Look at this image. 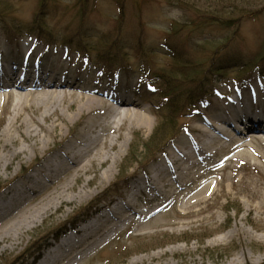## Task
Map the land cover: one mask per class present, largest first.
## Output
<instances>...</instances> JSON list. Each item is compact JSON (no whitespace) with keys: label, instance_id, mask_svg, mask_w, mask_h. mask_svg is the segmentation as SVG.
Returning a JSON list of instances; mask_svg holds the SVG:
<instances>
[{"label":"rangeland","instance_id":"rangeland-1","mask_svg":"<svg viewBox=\"0 0 264 264\" xmlns=\"http://www.w3.org/2000/svg\"><path fill=\"white\" fill-rule=\"evenodd\" d=\"M233 14L244 19L230 30L190 24L207 15ZM2 23L8 24L10 36ZM117 42L120 52L114 56L121 69L108 72L109 63L97 61L96 53ZM263 62L264 0H0V76L12 69L23 77L18 84L28 87L0 90L1 206H12L0 209V233L68 181L76 187L72 194L88 180L90 188H96L90 197H65L60 208L53 206L35 217L12 247L3 252L0 246V264H39L83 226L74 229V221L96 220L100 215L92 216L95 209L130 203L141 190L134 185L141 182L146 194L139 193L131 203L137 213L144 212L132 215L124 210L125 223L108 235L103 227L72 248L64 263L232 264L243 255L236 264H264V141L245 125L235 134L245 141L241 148L221 146L213 154V162L222 161L216 175H205L191 187L193 193L209 185L193 196L205 199L203 205L187 207L182 196L174 206L151 214L147 188V180L153 181L158 171L165 175L182 155L206 148L209 127L228 119L239 103L243 110H264ZM242 66L245 80L237 73ZM50 84L59 86L49 90L53 95L42 98L37 93L25 104L19 100L18 95L29 94L33 87ZM183 91L186 97L192 91L193 99L188 101ZM87 98H94L93 109L80 112ZM120 100L135 106L119 108L115 102ZM117 110L131 113L112 122ZM142 115L151 125L139 123ZM161 121L166 122L164 128ZM15 122L16 128L9 131ZM4 147L20 151L8 168L2 160ZM70 148L76 167L83 165L82 179H71L69 170L75 164L66 162L47 178L44 167L51 162V170L64 161ZM111 166L114 174L104 180L102 174ZM36 184L38 188H32ZM210 189H215L214 195ZM16 191L21 195L18 202Z\"/></svg>","mask_w":264,"mask_h":264},{"label":"bare ground","instance_id":"bare-ground-1","mask_svg":"<svg viewBox=\"0 0 264 264\" xmlns=\"http://www.w3.org/2000/svg\"><path fill=\"white\" fill-rule=\"evenodd\" d=\"M14 78L16 83L13 82ZM22 78L23 77H20L18 75L16 76L14 70L11 69V71H8L6 69L2 76H0V90L3 91L5 89L11 87L14 88L18 86L17 88L20 91H27L28 87H26L24 83L20 85L18 84V80H22ZM2 79H4V81H2ZM56 88H59V86H56L55 84H50L48 86L44 85L43 87H33V90L29 94H26L25 96L18 95V97H20L19 100L24 99L22 100V102H26L29 97L34 96V94L37 93L38 96H42V98H44L45 96L53 95L51 94L52 92H50L49 90H54ZM9 94H11V92ZM9 96L10 95H8V97ZM93 101L94 98H87L85 104L80 106L79 111L82 112L86 109L92 110V104L94 103ZM115 104L119 106V108L135 106L134 104L126 103L125 100L117 101L115 102ZM235 108H237V105ZM129 113L131 112L128 110H125L123 112L117 110L111 117V121L115 122L114 118H116L117 116L129 115ZM18 119L19 115L15 116L14 120L16 122H18ZM137 119L139 123L146 122L151 125V119H149L147 116H138ZM16 122L14 123V125L10 123V126L8 128L9 131L16 128ZM240 125H245L247 131L249 130L257 134L258 136H261L259 140L261 142L264 141V110H261L260 112H253L247 109L243 110V104L239 103L238 108L235 110V112L231 113L228 119H221L217 125H212L209 127L210 131H207L204 135L205 138L208 140L206 148H203V146L196 148V152H194L192 156L188 154L182 155L180 159L171 163L167 174L163 175L164 170H160L155 174L153 181L147 180V188H149L148 200L153 210L151 214H154L159 210H162L169 206H174L179 202L178 198L182 196L187 198L185 200V205L188 202L187 207L203 205L206 202L205 199H193V196L201 195L206 192V189H209V185L203 184L202 186L197 188L193 193L190 189L198 180L203 179V176L216 175L215 172H218L222 161L213 162V154L216 153L221 146L233 145L231 147V150L233 151L241 148V145H243L245 141L237 139L238 137H236L235 135L241 132V128L243 127H240ZM53 127L56 128L55 123L53 124ZM9 131H5L4 134H10ZM213 132L214 134H212ZM111 145L112 148H114V144ZM3 149L6 150V154L2 160L8 162L6 165L8 168L11 166L12 160L19 156L20 151L18 152L17 150H8L6 147H4ZM72 151L73 150L71 148L68 149V151L64 155L65 160L62 162L59 161L58 164H55L53 169L50 170L49 167L51 165V162L50 164L46 165V167H44L49 173L47 175V178L51 177L52 172L57 174L58 170L61 168L64 162H66L75 164L74 168H71L69 170L70 173L73 172V176L71 177V179H75L76 181L82 179L83 176H80L79 174L83 171V165L80 167H76L78 165L75 163L76 158L73 156ZM195 155H197L196 160H194ZM106 156L109 155L106 154ZM104 162H106L105 159L100 160V164L104 165ZM210 164H213V166L207 169L208 171H205L204 173L200 172V170L206 169ZM114 169V166L108 167V169L103 172L102 178L105 180L107 176L114 174ZM91 182L92 181L88 180L87 184L84 185L82 189L77 188L75 194H72L74 193L76 187L71 184V181H68L58 187L54 192L44 197L31 208L22 211L18 216H16V218H14L10 222V225L6 226L5 229L2 230V232L0 233L1 250L4 252L7 246L12 247L17 242L18 235L21 234L24 229L28 228V225L34 220L35 217H39L40 214H44L45 211L49 210L53 206H55L57 209L60 208V206L65 202V197L66 200L73 201L81 195H87L88 197L94 195L96 193V188H90ZM37 184L32 188H38ZM135 187L139 188L140 184ZM175 187H178V190H175ZM141 192L142 190H138L137 193L133 194V197L138 196V194ZM68 193H71L72 195L67 196L66 194ZM210 193L211 195H214L215 189H210ZM3 197L4 195L0 196V209L4 210L6 208H11L12 206H9V204L6 207L1 206L2 202L4 201ZM133 197H131L130 199L131 202L134 201ZM20 199L21 195L19 194V192L16 191V193L14 194V200L18 202ZM131 202L129 203V201H127L125 203H119L115 207H113L110 212H108L109 208L102 210L101 212H103V214L100 215L96 220L86 223L85 226L80 227L79 230L74 234L63 238L53 250H51L49 253L46 254V256L41 259L39 264H69V262L64 263V261L72 252V248H78L91 236L97 234V232L103 227L105 231L104 235H108L109 233H112L113 231L117 230L120 224L125 223L128 220V217H125L123 215L124 210H127V212L131 213L132 215L144 212L143 210H141L137 213L134 208L135 204H132ZM106 211L107 213L105 214ZM108 222H112V224H110V226H107ZM232 231H234V233L237 232V228ZM63 250L66 251L64 252ZM241 256H238L237 258L233 259L231 261L232 264L238 263V260H240ZM259 262H262V259L259 260Z\"/></svg>","mask_w":264,"mask_h":264},{"label":"trees","instance_id":"trees-1","mask_svg":"<svg viewBox=\"0 0 264 264\" xmlns=\"http://www.w3.org/2000/svg\"><path fill=\"white\" fill-rule=\"evenodd\" d=\"M117 3V2H116ZM117 5H121V3H117ZM231 5V4H230ZM234 8V6H229V9H233ZM122 15V14H121ZM120 15V19H119V21H118V23L119 24H121L122 23V19H123V17ZM215 15H218V12H216L215 13ZM232 17H222V18H220L219 16H215V17H212V18H210V16H205L204 18H197V19H194V20H191L189 23L190 24H192V26H194L195 28H205V27H207V26H209V25H211V24H215V25H219L220 27H222V28H224V29H226V30H230V29H233V27L234 26H236V28H237V26L241 23V21L244 19V16L242 15H240V16H234V14L233 15H231ZM233 16L235 17V19H236V23H237V25L235 24V23H233V21H234V18H233ZM238 17V18H237ZM239 19V20H238ZM4 23V22H3ZM2 23V24H3ZM81 24H82V21L80 22ZM184 24H187V23H184ZM4 26H2V30L4 31V33H5V35H7V36H10L11 34H8L9 33V27H8V24H3ZM177 31L178 30H175V28H173V31L172 32H174V33H177ZM10 32H11V30H10ZM40 37H44V36H42V35H40ZM75 39H81V38H75ZM75 39H71V42H68V44L70 43H72ZM67 43V42H66ZM69 44V45H70ZM115 44V43H114ZM114 44H112L111 45V47L110 48H108V49H106L105 51L103 50V51H98L97 53H96V59H97V61L98 60H101V61H105V62H108L109 63V66H106L107 67V71L108 72H113L114 71V68H117V66H118V69L117 70H119V69H121V67L119 68V66H120V62L118 63V59H116L115 58V56H114V53H116L117 51H119L120 52V49L118 48V42H117V44L115 45V46H113ZM68 45V46H69ZM48 46H50L49 45V43H48ZM115 49V50H114ZM78 52H80L82 55L83 54H85V55H87L88 54V50H86V49H83V50H79ZM100 63H102V62H100ZM264 63V62H263ZM245 66H242L241 68H238V73L239 72H241L240 73V75L244 72L245 73V71L246 70H244V71H242V69L244 68ZM257 69V68H256ZM259 72H261L262 71V69L259 67ZM261 70V71H260ZM264 70V69H263ZM245 76V75H244ZM184 90H185V88H184ZM187 91H189V90H187ZM184 92V91H183ZM183 96H185L186 97V94H185V92L182 94ZM193 93H192V91L188 94V96L186 97V99L189 101V100H192L193 99ZM175 109H176V106H175ZM174 112H175V110H173ZM170 113H172V111L170 112ZM173 114V113H172ZM177 117H178V115H177ZM160 125L164 128L165 127V125H166V122L165 121H161V123H160ZM173 135H171V137H172ZM171 137H169V138H171ZM168 138V139H169ZM168 142L166 141V144H167ZM167 145H169V143L167 144ZM166 145V146H167ZM78 221L79 220H76V221H74L73 222V227H75V225L78 223ZM56 236V238H58L59 236L58 235H55Z\"/></svg>","mask_w":264,"mask_h":264}]
</instances>
